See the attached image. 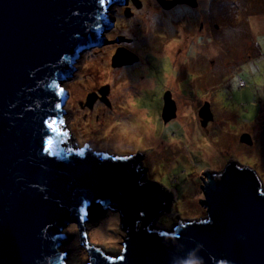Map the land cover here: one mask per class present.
Here are the masks:
<instances>
[{"label": "water", "instance_id": "95a60500", "mask_svg": "<svg viewBox=\"0 0 264 264\" xmlns=\"http://www.w3.org/2000/svg\"><path fill=\"white\" fill-rule=\"evenodd\" d=\"M131 1L137 9L143 6L141 0ZM157 1L167 11L199 4ZM127 4L0 0V264H68L60 248L71 223L89 251L86 264H264V185L253 168L232 160L221 171L205 170L200 202L207 215L164 230L152 226L170 211L175 194L144 181V153L120 156L89 143L76 150L67 144L68 130L60 121L70 95L62 85L77 71L84 52L132 42L106 37L115 27L111 7ZM125 15L133 16L131 8ZM112 61L122 68L140 58L118 48ZM109 89L89 94L87 106L93 109L101 99L111 107ZM163 100L168 124L177 118L178 105L169 90ZM198 116L205 128L214 121L210 102ZM53 120L55 133L49 128ZM241 142L254 144L249 134ZM93 204L121 215L127 238L118 257L86 240L84 224Z\"/></svg>", "mask_w": 264, "mask_h": 264}, {"label": "rangeland", "instance_id": "374dc122", "mask_svg": "<svg viewBox=\"0 0 264 264\" xmlns=\"http://www.w3.org/2000/svg\"><path fill=\"white\" fill-rule=\"evenodd\" d=\"M141 1L140 9L131 0L112 6L115 27L106 33L108 40L134 39L135 52L129 51L140 61L113 67V56L125 42L84 52L77 71L62 85L70 96L61 129L68 130L67 144L75 150L78 143H89L120 156L144 153V181L175 194L170 211L152 227L171 230L180 220L207 215L200 202L205 170L221 171L234 160L256 170L264 185V0H198L197 8L178 5L169 11L157 0ZM127 8L133 13L129 18ZM106 86L110 108H80L84 102L89 108L88 95ZM168 90L178 116L165 124ZM205 102L214 114L206 128L198 116ZM245 134L253 145L241 142ZM64 232L60 251L67 263L86 264L89 251L78 226L71 223ZM84 232L97 251L122 254L127 233L118 212L93 204Z\"/></svg>", "mask_w": 264, "mask_h": 264}, {"label": "flooded vegetation", "instance_id": "af4514ba", "mask_svg": "<svg viewBox=\"0 0 264 264\" xmlns=\"http://www.w3.org/2000/svg\"><path fill=\"white\" fill-rule=\"evenodd\" d=\"M130 4H131V3H130ZM131 7H132V10L134 11L135 8H134V6H133L132 4H131ZM216 28H218L217 25H216ZM121 37H122V36H121ZM124 37H125V36H124ZM126 38H128V37H126ZM128 39H129V38H128ZM132 42H134V39L132 40ZM132 42H130V44L127 43V42H125V43H123L122 45H123L125 48L130 49V50H132V51L135 52V49L133 48L134 43H132ZM131 43H132L133 45H132ZM130 46H132L133 49H132ZM117 47H118V46H117ZM117 47H116V48H117ZM98 92H99V91H98ZM82 101H83V100H82ZM84 105H85V102H84L83 104H80V108H81L82 110H85V111H88V112H90L91 110L95 109L96 106H102L103 108H106V109L110 108V107H108L103 101H101V99H98V100L96 101V103H95L93 109H89V108L85 107ZM210 123H211V122H210ZM84 145H85V143H83L82 145H80V144L78 143L77 148H82V147H84Z\"/></svg>", "mask_w": 264, "mask_h": 264}, {"label": "snow or ice", "instance_id": "6c2138e0", "mask_svg": "<svg viewBox=\"0 0 264 264\" xmlns=\"http://www.w3.org/2000/svg\"><path fill=\"white\" fill-rule=\"evenodd\" d=\"M61 91H63V89H61ZM55 123H56V121L53 120V121H51V123L49 124L50 131L53 132V133L56 132V128L53 126V125H55ZM60 123H64V121H60ZM47 143H48V149H50V148L52 147V144H53L52 140L49 139V140L47 141ZM45 150L47 151V149H45Z\"/></svg>", "mask_w": 264, "mask_h": 264}, {"label": "trees", "instance_id": "16d2710c", "mask_svg": "<svg viewBox=\"0 0 264 264\" xmlns=\"http://www.w3.org/2000/svg\"><path fill=\"white\" fill-rule=\"evenodd\" d=\"M175 40H176V39H175ZM193 42H194V39H191V38H190V39H189V44L192 45Z\"/></svg>", "mask_w": 264, "mask_h": 264}, {"label": "bare ground", "instance_id": "6f19581e", "mask_svg": "<svg viewBox=\"0 0 264 264\" xmlns=\"http://www.w3.org/2000/svg\"><path fill=\"white\" fill-rule=\"evenodd\" d=\"M83 57V56H82ZM66 89H67V87H66ZM69 91V90H68ZM165 93H166V91H165ZM244 144V143H243Z\"/></svg>", "mask_w": 264, "mask_h": 264}]
</instances>
